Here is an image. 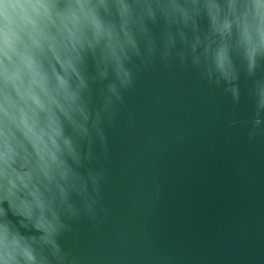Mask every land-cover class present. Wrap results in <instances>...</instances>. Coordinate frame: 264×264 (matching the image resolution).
Masks as SVG:
<instances>
[{
    "label": "water",
    "instance_id": "water-1",
    "mask_svg": "<svg viewBox=\"0 0 264 264\" xmlns=\"http://www.w3.org/2000/svg\"><path fill=\"white\" fill-rule=\"evenodd\" d=\"M0 11V264H264V0Z\"/></svg>",
    "mask_w": 264,
    "mask_h": 264
},
{
    "label": "clouds",
    "instance_id": "clouds-1",
    "mask_svg": "<svg viewBox=\"0 0 264 264\" xmlns=\"http://www.w3.org/2000/svg\"><path fill=\"white\" fill-rule=\"evenodd\" d=\"M0 18L4 19V15H3V12L0 11ZM0 36H4V28H0Z\"/></svg>",
    "mask_w": 264,
    "mask_h": 264
}]
</instances>
